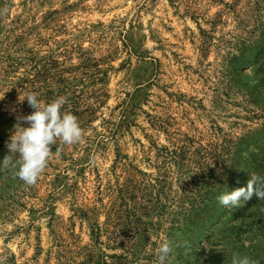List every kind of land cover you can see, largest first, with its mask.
I'll return each mask as SVG.
<instances>
[{
    "label": "rangeland",
    "instance_id": "rangeland-1",
    "mask_svg": "<svg viewBox=\"0 0 264 264\" xmlns=\"http://www.w3.org/2000/svg\"><path fill=\"white\" fill-rule=\"evenodd\" d=\"M263 42L264 0H0V109L23 116L3 61L33 51L94 111L35 183L0 179V264H159L164 239L166 264H264V199H218L264 157Z\"/></svg>",
    "mask_w": 264,
    "mask_h": 264
},
{
    "label": "clouds",
    "instance_id": "clouds-1",
    "mask_svg": "<svg viewBox=\"0 0 264 264\" xmlns=\"http://www.w3.org/2000/svg\"><path fill=\"white\" fill-rule=\"evenodd\" d=\"M19 99L21 102L26 99L34 111L18 118L6 147L9 153L19 154L16 161L18 169L15 174L26 184H33L46 166L52 152L51 145L57 140L67 144L79 141L82 138V129L74 114L62 111V106L66 103L64 96H58L46 103L38 98V93L27 92ZM20 121H26L28 126H23ZM9 153L0 160V167L9 165ZM250 177L246 187L222 193L218 197L220 203L224 206H239L250 200L254 193L264 199V179L256 173H252ZM157 252L159 264H166L172 252L171 242L164 239L159 244ZM232 264H258V262L247 255L234 253Z\"/></svg>",
    "mask_w": 264,
    "mask_h": 264
},
{
    "label": "trees",
    "instance_id": "trees-1",
    "mask_svg": "<svg viewBox=\"0 0 264 264\" xmlns=\"http://www.w3.org/2000/svg\"><path fill=\"white\" fill-rule=\"evenodd\" d=\"M257 50L260 54H264V42L261 46H257ZM245 52V47H243L241 49V53L242 55H244ZM257 61V60H256ZM3 63H6V67L9 70H16L18 69L20 66L23 65H27L28 67H30V70L25 71V76L22 77V82L25 83H31L32 86H34V89H30L28 92H40L43 90V94H44V99L47 102H51L52 100H54L53 98L56 95V91H62L61 88H57V89H53L52 87H50V77H49V68L48 65L45 64L44 66L40 65V62L38 61V57L36 56L35 53H33V51L27 53L26 55L23 56H18V57H9L7 56L6 59L3 61ZM31 71V72H30ZM5 73L8 75V71H5ZM27 74V76H26ZM49 74V75H48ZM60 74V73H59ZM264 85V77L262 79V81L260 82ZM36 84H41V86L36 87ZM261 85V84H260ZM13 86V85H11ZM15 87V84H14ZM13 92L15 91V89L12 90ZM61 93V92H60ZM68 100V99H67ZM66 103L62 106V111H67V112H71L72 114H74L77 117V121L78 120H86V119H91L93 116L94 111L91 108H86L85 110L78 112L76 110V108L74 107V105L70 108L72 109H67L66 108ZM20 107H23V116L29 115L31 114L34 109L29 105L28 101L26 100L25 104H21ZM18 116L15 115L11 110H7V109H0V160H3V158L9 153V149L6 147L7 142H9V138L11 133L14 130V126L17 124L18 122ZM20 123L23 126H28L26 121H20ZM258 139H260V137H257ZM264 140V139H263ZM260 141H258L259 143ZM261 146V145H260ZM262 146L264 147V143L262 144ZM10 156V163L8 166H3L0 167V179H7L8 178V174L11 171H17L16 167L18 166V164H16V160L19 157L18 153H9ZM253 168L249 169L246 172H243L244 178L247 180H250L251 177L250 175L252 173H256L257 175H259L262 179H264V157H259V158H255L253 159ZM13 167V168H12ZM11 170V171H10ZM232 181V179H231ZM236 188H230L229 190H227V188L225 190L230 191V190H235ZM109 220L112 221V218L109 217ZM201 222V226L198 229L197 233H194L193 236L196 235V237H200L201 234L203 233V231H205L209 225L211 219L204 217L200 219ZM196 230H197V226H195ZM102 233V229L100 227L94 228L93 229V234L94 236L97 238V241L100 239V235Z\"/></svg>",
    "mask_w": 264,
    "mask_h": 264
}]
</instances>
